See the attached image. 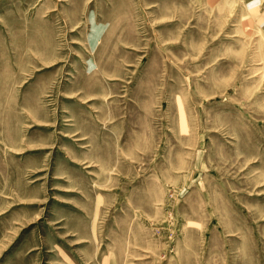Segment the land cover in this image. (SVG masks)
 <instances>
[{
	"label": "rangeland",
	"instance_id": "obj_1",
	"mask_svg": "<svg viewBox=\"0 0 264 264\" xmlns=\"http://www.w3.org/2000/svg\"><path fill=\"white\" fill-rule=\"evenodd\" d=\"M0 264H264V0H0Z\"/></svg>",
	"mask_w": 264,
	"mask_h": 264
}]
</instances>
